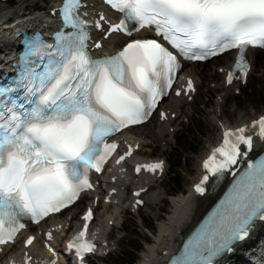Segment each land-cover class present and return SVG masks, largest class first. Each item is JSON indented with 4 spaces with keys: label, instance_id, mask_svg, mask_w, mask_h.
Instances as JSON below:
<instances>
[{
    "label": "snow or ice",
    "instance_id": "snow-or-ice-1",
    "mask_svg": "<svg viewBox=\"0 0 264 264\" xmlns=\"http://www.w3.org/2000/svg\"><path fill=\"white\" fill-rule=\"evenodd\" d=\"M105 2L123 17L109 23L107 33L132 37L133 31L154 30L157 38L129 39L115 54L93 58L88 50V22L79 11L86 4L64 0L59 11L65 28L72 30L58 32L55 45L41 40L29 43L30 55L43 54L40 63L27 66L22 75L27 103L10 101L11 106L0 107V245L15 242L25 227L22 218L39 223L74 206L82 194L94 189L92 174L103 173L118 153L113 137L142 125L173 90L181 70L178 57L206 61L236 50L233 69L226 75V83L232 85L249 75L246 51L264 49V0ZM102 22L108 23L104 16L95 27L103 30ZM161 40L178 51L174 54ZM174 90L181 95V89ZM8 91L0 89V96ZM192 91L193 81L188 79L184 92ZM160 116L166 118L163 112ZM252 131L264 140V115L251 124L223 130L222 142L203 161L206 174L194 186L197 193H205L210 177L219 181L229 173L234 181L170 264H220L218 258L245 240L257 220L264 221V157L239 167L253 150ZM133 152L128 145L116 164L126 163ZM142 170L155 174L163 170V161L135 165L136 174ZM93 211L87 209L82 229L67 245L79 264H85L86 255L96 247L85 238ZM46 235L52 239L51 232ZM33 240L29 236L24 243L31 245ZM49 251L53 257L58 255L52 247ZM31 259L25 253V264ZM41 264H56V259Z\"/></svg>",
    "mask_w": 264,
    "mask_h": 264
},
{
    "label": "rangeland",
    "instance_id": "rangeland-1",
    "mask_svg": "<svg viewBox=\"0 0 264 264\" xmlns=\"http://www.w3.org/2000/svg\"><path fill=\"white\" fill-rule=\"evenodd\" d=\"M10 1V6L13 7L18 0ZM0 5L2 4L0 3ZM223 63L225 62L220 60L197 67L203 74L206 69L210 68L211 71L212 68L214 71L213 67L216 68ZM262 65L258 68L256 67L250 77L248 85L242 88L241 94H233V97L228 99L223 113V119L225 121L234 124L241 113H245L246 111L253 112L254 116H256L259 112L264 111V82H261L260 78L261 73L264 71ZM203 79L201 78L200 93L195 98V101L186 105L184 109L182 108V111L184 110L186 112L187 118H190V123L184 124L182 121L180 125L181 132H178L176 137L173 138V143L168 148L166 147V149L158 147L153 152V155H162L170 160V172L175 170L177 178L175 179L173 175L169 174L168 178L161 185L158 183L154 188L155 190H151L148 195L152 192H158L160 200L155 204L148 202L147 206L139 214L130 215L128 213L124 231L114 235L120 241L116 253L112 254V256H119L117 259L121 264H127L134 256H136V260L133 264H140L142 262L145 258L144 253H146L149 244L152 243L153 237L157 234L160 222L172 210V198L190 193L191 181L200 170V156L207 149L208 142L215 143L218 138L219 131L213 121L215 114L213 106L215 105L217 94L222 92V89L218 88L217 84L213 82H217L222 78L214 74V76ZM181 133L183 134L181 135ZM184 137L193 139L192 144H195L196 151L186 152L184 149L178 151L179 145L184 140ZM175 139H177L176 143H174ZM156 146L158 145L156 144ZM152 148L154 147L152 146ZM177 152L185 155V159L178 162V164H174L172 162L174 159L173 155ZM108 263L114 264L113 261H110V258L100 261V264Z\"/></svg>",
    "mask_w": 264,
    "mask_h": 264
},
{
    "label": "bare ground",
    "instance_id": "bare-ground-1",
    "mask_svg": "<svg viewBox=\"0 0 264 264\" xmlns=\"http://www.w3.org/2000/svg\"><path fill=\"white\" fill-rule=\"evenodd\" d=\"M42 2L43 0H18L17 3L11 8L6 7V5L0 2L1 4H3L2 6H0V27L4 23H6L2 20L8 17L19 18L22 21L26 22L29 26H41L42 21L45 20V17L48 15L42 9H39L40 6H43ZM3 8L5 10H3ZM30 9L31 11L27 12ZM35 10H39L38 13L33 12ZM12 34L13 33L11 32V30H7L6 33L0 35V54L4 53L5 50L8 49L11 50V47L13 45L11 39ZM108 43L112 44L110 48L113 49L116 47L117 44L118 46L122 45L124 43V40H122L121 37L119 36H113ZM251 56L254 59L251 70V72H253L256 67L261 66L263 60V53L262 51L259 50H252ZM232 58H233V53H230L219 59L227 63ZM198 65L201 66L202 64L196 63L191 67H187L184 70V73L187 75H193L198 80L199 69L196 68V66ZM262 67H264V64ZM203 74H204V79H207L209 78V76H214L215 73L213 71L206 69L203 72ZM261 82H264V73H262L261 75ZM234 90L235 89L226 88L223 84L222 92H221L222 99L224 98L225 101L230 99L233 95L232 93L234 92ZM225 101L223 103H220V100L215 102V116H217L219 120L218 121L219 125L222 126L224 124H227L233 127L234 126L241 127L244 125V123L249 122L251 119H255L256 116H254V113L247 111L245 113H241L238 119L234 122V124L229 123V121H225L224 119H221L222 117L221 114L224 113ZM186 104H187V100L184 98H180L176 101H173L172 103H169L168 106H170L169 109H171L172 113L173 112L180 113V111H182V107H184ZM219 107L222 109V111L219 110L216 113L217 111L216 108ZM263 113L264 111L259 112L257 115L260 116ZM154 122L151 121L149 124L142 127L144 132L147 133V136L146 138H141L143 140V147L139 152V155L141 156H146L147 153L149 156H151L148 150L145 148L147 144L151 143L152 145L157 144L159 146L163 141H167V145L169 146L172 143L170 140L171 134H169V132L167 131L168 129L166 125L159 124L157 123V121ZM172 126H174V124L170 125V127ZM135 133H137V130H135ZM166 136L167 138H165ZM208 143L209 145L210 144L212 145L211 142ZM146 199L148 202L155 204L160 200V195L158 192H154L151 193L149 196H146ZM210 202H211V198H208L206 196L204 198H196L194 197L191 191L188 195H178L176 197H173L171 200L172 210L168 214V216L163 221L160 222L158 226L157 234L153 237L152 243L149 244L146 253H144L145 258L144 259L142 258L143 260L140 264H161L166 254V251L170 252L175 248V245L179 243L181 237L185 235V233L191 228L194 222L206 210ZM77 208L78 207H75L65 215H61L55 220V222H60V223L63 221L68 222L69 215L75 216L77 213L76 212ZM104 217L108 222L109 220L119 219L118 214L114 208L112 210L106 208V211L104 212ZM40 246L41 245L38 243L34 245V247H40ZM21 247H22V242L17 243L14 246L15 249H21Z\"/></svg>",
    "mask_w": 264,
    "mask_h": 264
},
{
    "label": "trees",
    "instance_id": "trees-1",
    "mask_svg": "<svg viewBox=\"0 0 264 264\" xmlns=\"http://www.w3.org/2000/svg\"><path fill=\"white\" fill-rule=\"evenodd\" d=\"M186 148H188V150H192V148H193V146H192V143H191V141L190 140H186L185 141V145H184ZM188 146V147H187ZM194 149V148H193ZM177 158H178V156H177ZM182 161V157L181 156H179V160H178V162H181ZM117 257V256H116ZM136 258V256H134L133 258H131V260L127 263V264H133L134 262H135V259ZM117 258H112V260L111 261H113L114 262V264H121L119 261H118V259L116 260Z\"/></svg>",
    "mask_w": 264,
    "mask_h": 264
}]
</instances>
